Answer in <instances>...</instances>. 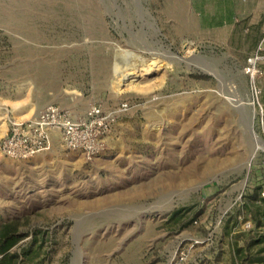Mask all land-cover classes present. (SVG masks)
Here are the masks:
<instances>
[{"label": "rangeland", "instance_id": "rangeland-1", "mask_svg": "<svg viewBox=\"0 0 264 264\" xmlns=\"http://www.w3.org/2000/svg\"><path fill=\"white\" fill-rule=\"evenodd\" d=\"M263 38L264 0H0V139L49 104L108 126L0 153V264H264Z\"/></svg>", "mask_w": 264, "mask_h": 264}, {"label": "built area", "instance_id": "built-area-1", "mask_svg": "<svg viewBox=\"0 0 264 264\" xmlns=\"http://www.w3.org/2000/svg\"><path fill=\"white\" fill-rule=\"evenodd\" d=\"M263 45L264 38L245 67L251 84L258 73L256 65L263 59ZM254 93H257L255 87ZM106 121L99 107H91L77 118L56 104H49L27 120L10 122L7 134L0 139V153L12 160L29 161L39 154L49 153L53 140L57 139L66 151L93 155L101 149L100 139L108 127ZM165 264L190 263L186 253L176 248Z\"/></svg>", "mask_w": 264, "mask_h": 264}, {"label": "bare ground", "instance_id": "bare-ground-1", "mask_svg": "<svg viewBox=\"0 0 264 264\" xmlns=\"http://www.w3.org/2000/svg\"><path fill=\"white\" fill-rule=\"evenodd\" d=\"M164 57V56H163ZM180 59V58H179ZM166 60H167V58H166ZM142 63V62H141ZM159 64H158V62H153L152 64H151V66H150V68L149 69H145L144 71L146 72V74L147 75H149V74H151V72L153 71V70H157L158 68H159ZM132 71V70H131ZM136 72H134V74H135ZM133 73H128V72H124V71H121L120 72V76H119V78H118V84L120 85L121 83H123L126 79H129L131 76H133L134 75ZM141 76V75H140ZM249 132H251V134H253V150L250 152V157H249V159L245 162V167H247L248 166V164H249V161H250V159L253 157V156H255L256 155V152L257 151H264V146L261 144V140H260V138H259V136H256V135H254V133H253V130H252V126H249Z\"/></svg>", "mask_w": 264, "mask_h": 264}, {"label": "trees", "instance_id": "trees-1", "mask_svg": "<svg viewBox=\"0 0 264 264\" xmlns=\"http://www.w3.org/2000/svg\"><path fill=\"white\" fill-rule=\"evenodd\" d=\"M22 237V235L16 236L14 234L5 235L2 243L0 244V254L6 252L9 248L17 243V241ZM253 241L248 243L247 247L252 245ZM258 256L256 259L255 257L251 259L252 262L262 263L264 262V248L260 249L259 252L256 254Z\"/></svg>", "mask_w": 264, "mask_h": 264}]
</instances>
